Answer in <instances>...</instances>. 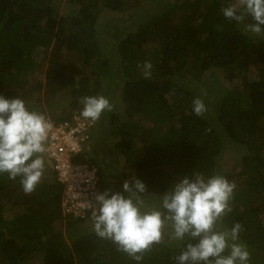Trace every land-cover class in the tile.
Here are the masks:
<instances>
[{
    "label": "trees",
    "instance_id": "trees-1",
    "mask_svg": "<svg viewBox=\"0 0 264 264\" xmlns=\"http://www.w3.org/2000/svg\"><path fill=\"white\" fill-rule=\"evenodd\" d=\"M235 2L165 0L133 31L116 35L111 53L99 18L122 11L124 0H0V95L19 96L48 117L62 96L73 113L56 122L80 112V97L105 96L113 110L91 128L93 151L73 158L97 166L98 192L121 165L120 178L142 180L152 200L195 171L219 173L236 186L224 223L242 225L239 241L251 253L250 264H264V35L245 33L243 24L223 16L221 8ZM145 61L153 66L150 79L143 75ZM42 68L43 80L31 81ZM213 71L233 88L219 81L207 86ZM110 82L122 86L123 111L102 90ZM197 96L207 108L199 117L192 112ZM106 137L114 140L113 163L103 161L98 143ZM230 154L237 156V174L224 168ZM45 165L30 194L18 179L0 175V264H137L110 240L79 232L91 211L78 219L65 214L62 187L46 158ZM57 223L73 233L70 241ZM183 246L165 239L140 264H176Z\"/></svg>",
    "mask_w": 264,
    "mask_h": 264
},
{
    "label": "clouds",
    "instance_id": "clouds-1",
    "mask_svg": "<svg viewBox=\"0 0 264 264\" xmlns=\"http://www.w3.org/2000/svg\"><path fill=\"white\" fill-rule=\"evenodd\" d=\"M221 12L226 19L243 24L245 33L264 35V0H236L222 7ZM247 17L253 23L244 24ZM152 67L150 62H144L145 79L151 78ZM79 103L80 116L93 123L104 112L113 110L103 95L82 96ZM192 112L198 117L207 112L201 97H194ZM52 127L50 118L25 99L0 95V175L7 174L13 181L18 179L25 194L32 193L44 175V154ZM86 148H91L90 139ZM48 163L54 172L49 160ZM54 175L57 180L55 172ZM122 187L126 196L105 190L98 192L95 203L88 202L87 207L95 235L110 240L137 264L165 239L184 245L175 256L176 264H250L251 253L239 241L242 225L237 222L229 227L224 223L232 212L236 187L225 176H206L195 171L155 200L146 198V185L135 176L125 180Z\"/></svg>",
    "mask_w": 264,
    "mask_h": 264
},
{
    "label": "rangeland",
    "instance_id": "rangeland-1",
    "mask_svg": "<svg viewBox=\"0 0 264 264\" xmlns=\"http://www.w3.org/2000/svg\"><path fill=\"white\" fill-rule=\"evenodd\" d=\"M165 0H124L125 4L124 9L118 13H112L110 11H104V13L100 16L99 18V25L100 27H104V33L102 35V41L106 44V48L113 53L115 51V43L117 42V38L115 37L116 35L119 36V33L122 32V35L127 34L130 31H133L136 28V24L140 22V18L142 16L147 15L150 16L151 13H153L154 9H158L162 3H164ZM183 1V0H181ZM131 5H134L132 8L130 7ZM64 14L69 15L70 12H66L63 10ZM110 23V24H107ZM116 32V33H114ZM145 56L149 59V53H146ZM36 57L41 58L40 54L36 53ZM75 57V56H74ZM150 61L152 60V57L149 59ZM113 66V69L118 71L121 68V65H119V62L117 63V60H113V63H111ZM80 65V63H79ZM43 71L44 68L40 70L39 73L36 75L32 76L31 81H37V80H43ZM256 74L252 72V76L254 77ZM216 81H219L221 84L225 86V88H229L230 91L233 86L231 82H225V78L222 73L219 71H213L208 74L206 84L207 86L212 87V85H215ZM123 82V81H122ZM120 82V84L122 83ZM104 84V83H103ZM110 84V85H109ZM122 86L121 85H116L113 84L112 82L104 84L102 86V90L105 95H107L114 103L117 104L118 109L123 111V102L121 100V94H122ZM65 97V96H64ZM35 102V99H33V103ZM54 102V108L51 110L49 117H53L51 122H56L53 119H59L63 115L66 114H72L73 111L71 108L65 103L66 98H62L60 96L57 100L53 101ZM104 118V123L106 124V116L103 115ZM93 137H95V131L93 133ZM99 137V133L97 136V139ZM109 137H106V140ZM114 142L113 138L110 137L107 141L104 142V138L101 140H98V143L100 144L101 151L105 153L107 156L103 161H109L110 163H113L115 158L114 154L112 152V149L110 148L111 144ZM90 152L93 151V148L89 149ZM237 159V156L234 157V154H230L226 157L225 160H223L224 163V168L225 169H234L232 170L234 174H237V170L240 169V165H235L233 162V159ZM121 165V164H120ZM117 167V166H116ZM115 167V168H116ZM122 165L119 167L118 170H111L109 173V178L106 181V186L103 188L102 193L105 190H110L111 193L115 192H122L123 193V188L121 187L124 181L120 178L119 172L123 170ZM236 169V170H235ZM124 195L127 193H123ZM57 227L61 228V230L64 233V236L67 238L68 241H70L74 235L73 233L70 234V232H66L67 228L65 227L64 224H56ZM79 228L80 233H89L93 232L92 231V223L90 220L86 219L83 223L78 224L77 226ZM77 229V228H76ZM74 229V231L76 230ZM175 242V241H173Z\"/></svg>",
    "mask_w": 264,
    "mask_h": 264
},
{
    "label": "built area",
    "instance_id": "built-area-1",
    "mask_svg": "<svg viewBox=\"0 0 264 264\" xmlns=\"http://www.w3.org/2000/svg\"><path fill=\"white\" fill-rule=\"evenodd\" d=\"M52 125L44 155L62 186L63 212L73 218H84L87 211H91L87 203H95L100 179L97 167L87 162L75 163L73 158L88 151L86 147L94 123L75 112L69 120L52 122Z\"/></svg>",
    "mask_w": 264,
    "mask_h": 264
}]
</instances>
